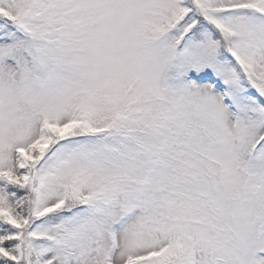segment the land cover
I'll use <instances>...</instances> for the list:
<instances>
[{
  "label": "snow or ice",
  "instance_id": "1",
  "mask_svg": "<svg viewBox=\"0 0 264 264\" xmlns=\"http://www.w3.org/2000/svg\"><path fill=\"white\" fill-rule=\"evenodd\" d=\"M0 264H264V0H0Z\"/></svg>",
  "mask_w": 264,
  "mask_h": 264
}]
</instances>
